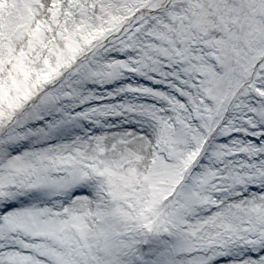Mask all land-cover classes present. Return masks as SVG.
Wrapping results in <instances>:
<instances>
[{"label": "snow or ice", "instance_id": "obj_1", "mask_svg": "<svg viewBox=\"0 0 264 264\" xmlns=\"http://www.w3.org/2000/svg\"><path fill=\"white\" fill-rule=\"evenodd\" d=\"M0 264H264V0H0Z\"/></svg>", "mask_w": 264, "mask_h": 264}]
</instances>
